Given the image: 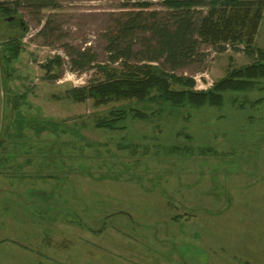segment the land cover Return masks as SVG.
Returning <instances> with one entry per match:
<instances>
[{"label":"rangeland","instance_id":"374dc122","mask_svg":"<svg viewBox=\"0 0 264 264\" xmlns=\"http://www.w3.org/2000/svg\"><path fill=\"white\" fill-rule=\"evenodd\" d=\"M260 1L251 46L264 50ZM121 4L59 0L37 15L24 5L11 20L0 14V264H264V101H255L264 91L129 117L125 129L97 120L140 107L135 100L96 105L69 94L105 76L95 66L73 71L64 44L92 48L106 66L102 34ZM48 18L61 40L41 33ZM14 37L19 55L6 63L2 43ZM244 41H201L203 63L175 74L206 91L253 61Z\"/></svg>","mask_w":264,"mask_h":264},{"label":"trees","instance_id":"16d2710c","mask_svg":"<svg viewBox=\"0 0 264 264\" xmlns=\"http://www.w3.org/2000/svg\"><path fill=\"white\" fill-rule=\"evenodd\" d=\"M153 1H158L163 8L151 10ZM212 2L213 0H122L123 10L111 18L112 23L102 34L106 43V66L95 64L97 54L92 48H76L68 43L64 44L73 71L82 72L95 66L105 76L104 80L89 86L72 88L69 94L79 102L92 98L96 105L113 100H135L133 103L140 107L131 105L116 108L110 110L106 117L97 120L98 127L125 129L129 117L146 120L167 109L172 112L184 108L197 110L206 106L222 107L226 93L264 91V50L251 46L262 18L263 2ZM58 3L59 0H0V14L12 17L24 5L37 15L44 9L57 8ZM217 3L219 6L216 10L222 9L221 13L213 10ZM228 3L237 9L225 11ZM207 4H212L213 7L205 14L202 8ZM242 31L247 37L245 41L241 38ZM41 33L49 39L63 38L55 34L56 28L51 27L49 18L45 20ZM205 40L213 44L244 41L247 43V53L254 59L247 65L232 69L210 89L194 90L195 82L192 78L177 76L175 72L203 63L205 55L200 50V43ZM2 46L6 63L18 57V38L7 39ZM223 49L224 46H221L220 50ZM115 63L121 67L111 66ZM53 64L59 66L60 57L51 60L47 69ZM174 84L180 88H175ZM255 101L263 103L264 96ZM245 102H240L241 110L245 108ZM186 116L187 119L191 117L189 112ZM36 128L37 134L44 130L42 126ZM2 146L0 141V147ZM177 147L181 148L173 145L174 150ZM210 150L211 148H204L203 152L209 153Z\"/></svg>","mask_w":264,"mask_h":264},{"label":"water","instance_id":"95a60500","mask_svg":"<svg viewBox=\"0 0 264 264\" xmlns=\"http://www.w3.org/2000/svg\"><path fill=\"white\" fill-rule=\"evenodd\" d=\"M11 19H12V17H9V18H8V20H11Z\"/></svg>","mask_w":264,"mask_h":264}]
</instances>
